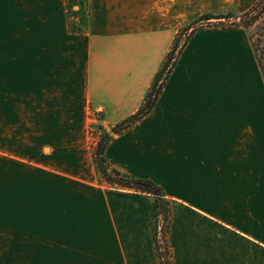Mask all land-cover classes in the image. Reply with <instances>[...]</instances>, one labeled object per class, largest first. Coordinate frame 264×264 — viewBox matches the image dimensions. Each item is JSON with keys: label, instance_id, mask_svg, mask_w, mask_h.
<instances>
[{"label": "crops", "instance_id": "crops-1", "mask_svg": "<svg viewBox=\"0 0 264 264\" xmlns=\"http://www.w3.org/2000/svg\"><path fill=\"white\" fill-rule=\"evenodd\" d=\"M67 5L0 0V264H160L153 198L102 185L89 133L137 113L179 31L222 5ZM105 157L164 191L173 264H264V81L244 29L191 37Z\"/></svg>", "mask_w": 264, "mask_h": 264}, {"label": "trees", "instance_id": "trees-1", "mask_svg": "<svg viewBox=\"0 0 264 264\" xmlns=\"http://www.w3.org/2000/svg\"><path fill=\"white\" fill-rule=\"evenodd\" d=\"M204 22L218 23L217 25L208 26L207 28L222 30L244 29L251 43L256 62L264 81V0H258L248 11L240 14L236 12H228L203 15L195 24ZM190 29H192V26L183 30L184 32H189V34L186 41L181 46L179 44L180 39L176 38L173 48L168 54L161 70L156 75L142 107L137 113L115 126L111 133H102L94 153L96 169L101 176L100 180L104 187L111 190L133 192L136 196L149 195L153 198L150 223L155 245V253L160 264H173L172 252L169 245V234L172 220L171 203L166 198L164 191L153 182L140 180L113 169L106 160L105 151L115 136L136 126L150 115L156 107L160 95L162 94V91L176 66L177 60L188 41L196 33L205 30V28Z\"/></svg>", "mask_w": 264, "mask_h": 264}, {"label": "rangeland", "instance_id": "rangeland-1", "mask_svg": "<svg viewBox=\"0 0 264 264\" xmlns=\"http://www.w3.org/2000/svg\"><path fill=\"white\" fill-rule=\"evenodd\" d=\"M64 1L68 4L67 6H68V9H69L70 15H73L75 12L78 11V9H74L73 10L74 6L78 7L80 2L82 4L84 3V0H64ZM204 1L209 2L210 0H204ZM216 1L221 3L222 10L216 12L215 14H222V13H228V12H234L235 13V11H236V13H238L237 12L238 10L246 12L258 0H216ZM236 3H238V8L236 7ZM199 18H197L196 20L194 19L191 23H189V25H187L186 27L182 28L179 31V33L177 35V38L180 39V41H179L180 46L186 41L187 36L189 34V32H184L183 31L185 28L192 26V29H190V30H193V28L194 29H201V28L202 29L203 28L209 29V28H207L208 26H214V25L218 24L217 22H212V23H205L204 22V23L195 24ZM93 117H94V119H97L98 118L97 113L94 112ZM101 134L102 133L100 131H98V130H92L89 133V147H90L93 155H94L95 150L97 148V144L99 142ZM89 250L91 251L90 253H98L97 252V250H98L97 248H90Z\"/></svg>", "mask_w": 264, "mask_h": 264}]
</instances>
